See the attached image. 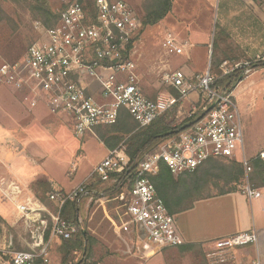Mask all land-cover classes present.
<instances>
[{
    "label": "built area",
    "instance_id": "1",
    "mask_svg": "<svg viewBox=\"0 0 264 264\" xmlns=\"http://www.w3.org/2000/svg\"><path fill=\"white\" fill-rule=\"evenodd\" d=\"M138 18L126 0H59L54 25L34 22L39 37L28 47L24 59L0 66L4 81L17 91L27 92L25 99L30 96L29 108L47 100L71 118L74 133L81 137L95 132L98 126L116 123L122 109L145 127L192 94L198 96L175 135L156 152L147 154L125 181L118 175L126 170L127 160L116 148L83 182L68 191L51 192V204L24 196L19 184L13 183L7 190L1 187L4 196L15 204V222L22 223L27 236L26 249L14 251L9 259H1V264H51L52 241L72 240L79 235L88 209L105 195V185L122 188L129 183L126 211L142 235L160 250L179 246L182 240L176 215L169 212L152 181L162 163L178 176L196 170L212 157L237 159L244 169L242 192L250 200L262 196L251 180L253 167L245 155L239 107L232 90L217 85L211 68L197 80L188 79L181 69L167 72L163 82L178 95L161 92L150 99L144 94L136 58ZM162 45L168 54H183L187 46L169 30ZM262 63L264 53L253 61L224 60L220 68L223 75L248 77ZM0 185H4L2 180ZM67 203L77 207L74 218L65 216ZM258 243L256 230L235 233L217 239L205 257L209 264H239L235 247Z\"/></svg>",
    "mask_w": 264,
    "mask_h": 264
},
{
    "label": "rangeland",
    "instance_id": "2",
    "mask_svg": "<svg viewBox=\"0 0 264 264\" xmlns=\"http://www.w3.org/2000/svg\"><path fill=\"white\" fill-rule=\"evenodd\" d=\"M126 1L133 6L138 17L143 15L144 0ZM32 2L33 0H0V66L4 62L22 61L28 47L39 37L34 22L39 21L46 25L40 17H34L30 6ZM204 2V0H174L173 10L161 22L148 26L142 34L138 35L136 58L141 83H147V85L162 83L167 72L182 69L183 65H185L184 70L193 73L194 80H197L196 73L204 74L208 68H211L210 58L200 46L192 49L191 58L188 60L186 53L168 54L162 45L168 30L182 42L203 41L209 31L211 42L214 40L212 35L217 23H212L211 20L212 18L217 20L218 15L222 14L224 3L221 0H215V4L211 7ZM48 3L57 12L59 0H48ZM191 32L193 35H190ZM219 33L220 31L218 35ZM234 36L226 40V44H221L218 57L226 56L225 60L230 61L241 60L242 57L238 55V52L236 53L235 46L238 38ZM263 40L264 38L261 39V36L257 35L258 50L263 48ZM214 62H216L215 59ZM151 63H153L152 66ZM168 63L169 67H173L172 69L164 67L161 71H157L155 77H150L152 76L150 75L151 67L164 66ZM212 68L214 69V66ZM219 69L222 71L220 67ZM257 69L243 80L247 85L243 91H238L237 87L234 88V96L241 113L245 155L250 164L264 151V63ZM214 75L217 77L219 74ZM251 80L255 82L250 84ZM24 93L27 94L8 85L0 76V150L3 148L4 155H8L7 157L12 155V158L7 160L10 159L9 165L13 168L14 163L18 165L17 175L25 177L32 172L35 177L40 178L39 180L48 179L57 188L67 190L92 172L97 163L106 156V148L97 139L96 134H93L94 132H91L92 134L88 137L87 135L77 136L73 131L71 118L47 100L42 99L34 108H29L30 96L25 99ZM242 97L245 99L244 102L241 101ZM197 100L198 96L192 94L168 112L175 114L176 125L188 117ZM123 148L124 146L121 145L117 149L126 158ZM253 174L254 170L251 174L252 181H254ZM254 182L258 185L256 181ZM129 188V183L119 188L111 202L109 198L104 199L109 202L107 205L110 220L106 213H102L98 215L95 223H89V209L84 216L81 228L85 229L93 239L88 253L92 262L102 260V264H110V262L132 264L129 258L137 254L141 248L147 263L153 264L156 245L142 235L124 211ZM46 203L51 204L49 200ZM258 204V200L251 204L242 190L234 195L197 200L192 210L176 215V225L177 228L186 232L198 231L195 235H216L237 224L231 218L234 209L238 206L240 207L238 223L243 227L247 226V231L251 232L253 230L251 216L256 210L257 219L259 213L261 222L264 224V197L262 204L260 206ZM7 216V213L0 214V257L1 252L11 257L14 251L26 249L24 239L27 236L22 223L15 222L14 227L12 221L16 220L15 216ZM105 216L107 219L104 218ZM245 247H251L252 256L256 255L254 244L235 247L236 255H240L242 248ZM156 253L163 257L164 264H209L205 254L202 255L198 250L192 253H181L178 247H170L159 249Z\"/></svg>",
    "mask_w": 264,
    "mask_h": 264
},
{
    "label": "trees",
    "instance_id": "3",
    "mask_svg": "<svg viewBox=\"0 0 264 264\" xmlns=\"http://www.w3.org/2000/svg\"><path fill=\"white\" fill-rule=\"evenodd\" d=\"M30 6L34 17H40L48 27L54 25L57 19V12L50 6L48 0H33ZM173 6L174 0H144L143 15L138 18L140 27L138 35L142 34L148 26L161 22L173 10ZM215 28L211 68L214 66L213 70L215 73H213L219 74L217 76V85L227 86L233 90L236 84L244 77L237 73L223 75L222 71L219 70V65L225 58H220L214 62L215 50L218 48L217 24ZM173 92L175 95H178L176 90H173ZM179 127L175 123V114L168 112L155 119L148 126L140 127L132 115L126 109H122L116 123L96 127L95 134L109 150H114L121 145L124 146L123 152L126 156L127 168L118 176L122 181H125V179L134 173L135 169L145 159V156L156 152L164 141L175 135ZM252 165L254 168L253 180L259 186H264V155L260 153L253 160ZM243 174V165L239 160L212 157L196 170L185 172L179 176H175L162 163L160 172L152 177V181L156 185L169 212L176 215L190 209L197 200L240 191V180ZM32 187L36 197L43 202H47L49 194L57 190L51 182L45 180L35 181ZM114 187L116 190L120 186L115 185ZM106 191L107 193L110 192L109 189ZM207 191L208 193L206 194ZM76 212V205L74 203H67L65 206V216L67 218H74ZM83 230H81L76 240H64L63 246L68 251H66L61 264H71L69 262L70 249L76 248V246L85 258L80 264H97V262L88 263L86 261L89 246L93 242V239L87 232L84 234ZM178 248L181 253H190L198 250L204 255L202 247L198 244L181 245ZM1 258L7 260L10 256L7 253L1 252Z\"/></svg>",
    "mask_w": 264,
    "mask_h": 264
},
{
    "label": "crops",
    "instance_id": "4",
    "mask_svg": "<svg viewBox=\"0 0 264 264\" xmlns=\"http://www.w3.org/2000/svg\"><path fill=\"white\" fill-rule=\"evenodd\" d=\"M204 1H205L204 3L206 5H211V7H212V5L215 4V0H204ZM221 1H222V3H224V7H223L224 11L222 12V14L220 16L218 15L217 20H215V18H212V20H211L212 23L213 22L217 23V25H218L217 31H220V33L218 35V48L215 50L214 59L215 60H218L220 58L227 59L226 56L225 57H218V52L221 49V44H226L227 43L226 40L228 41L229 38L235 37L234 35H236V37L238 38L235 42L236 43L235 46L237 47L236 53L238 52V55L240 57H242L240 61L251 60V59L257 57V55L263 54L264 53V45H263V48H259V50L257 49V35L261 36V39L264 38V0H221ZM214 31L216 32V28ZM215 32L212 35L214 38H215ZM190 35H193V33L191 32ZM210 36H211V32L209 31L206 34L205 40H203V41L191 40L190 43L185 39H184L185 41H183V42H182V40L180 41L178 39L180 41L179 42L180 44H182V43L187 44L184 53L187 54L188 60L191 58L192 49L195 46H197V47L200 46L203 49V51L208 54V57L210 58V61L212 63V53H213V42H214V40H212V42H211ZM220 38H221V40H220ZM262 44H264V40L262 41ZM152 65H153V63H151V66ZM169 66L170 65L168 63L167 65L164 64V66L159 65L156 67H151V69H150L151 74L150 75H152V76H150V77H155L157 74V71H159V70L161 71L164 67H169ZM184 66L185 65H183V67H181L182 68L181 70H183L185 72L188 79L194 80L193 79V73H191L190 71L184 70L183 69ZM219 67H220V65H219ZM170 68L172 69L173 67H169V69ZM138 75L140 78L139 69H138ZM198 75H202V73H199V72L196 73V77ZM245 78H247V77H244L243 79H241L236 84L235 87H237L238 91H243L245 89V87L247 86L243 82V80ZM249 82L251 84V83H254L255 80H251ZM140 84L142 86L144 94L150 99H156L161 92H172V93H174L172 88L166 87L164 82H162V83L159 82V83H154L152 85H150V84L147 85V83H141V81H140ZM241 85H242V87L240 88ZM232 92H233V96H234V89L232 90ZM242 94H245V93L242 92ZM251 96H253V95L251 94ZM195 98H196V96H195ZM234 98H235V96H234ZM241 101H243V102L245 101L244 97H242ZM91 134H92L91 132H88L85 135H87V137H88ZM93 134L95 135V132ZM97 139H98V137H97ZM102 145L106 148V151H107L106 155H107L110 150L103 143H102ZM13 154H15V153H13ZM7 156L8 155H4V150L2 148V150H0V182L2 180L4 182V185H0V188L2 187L3 189L7 190L13 183H19V185L24 189V194H23L24 196H33L34 198L41 201L38 197H36V195L33 191V187H32L33 182L39 180L40 178L35 177V175H33L32 172L29 173L30 175H28V174L25 175V177L17 175V173H19L18 165L14 163V166H15L14 168L11 165H9V164H11L10 159L12 158L11 157L12 155H10L9 157H7ZM7 158H10V159L7 160ZM74 169H73V171H74ZM71 172H72V170H71ZM90 173L86 177H84L82 180H80L78 183L73 184L67 190L59 189L56 186H54V187L57 190L68 191V190L74 188L75 186H77L78 184H80L81 182H83L90 175ZM45 181H49V180L45 179ZM257 186L261 189L262 196L260 198H256V199H251V200L249 198L248 199H249L251 204L253 201L258 200V203H259L258 205L260 206L262 204V199L264 197V190H263L264 186H259V185H257ZM114 188L115 187L113 185L103 186V189L105 190V195L97 198L92 203L91 208H89V211H90L89 223L90 222L95 223V221L98 219L99 214H102V213L105 214L106 213L107 217L109 216V212H108L109 209H108L107 203L111 202V200L115 197V193L118 190V189L115 190ZM108 189L110 190L109 193H107V191H106ZM0 193H1L0 194V214L5 215L7 213L8 216L13 217L14 212H15V204L12 201H9L4 196V194L2 193L1 190H0ZM234 194H236V192L227 193V194H223V195H234ZM219 196H222V195L203 198L200 200L212 199L214 197L216 198ZM106 198L110 199L109 202L104 201V199H106ZM41 202H43V201H41ZM44 203H46V202H44ZM229 204H232V203H229ZM193 208H194V205L188 210H192ZM239 210H240V207L237 206L233 211V217L232 218L230 217L231 220H233L234 222H237V224H233L231 226L232 228H230L228 230H223L216 235H209V234L195 235L198 231H193V233L192 232L190 233V232H186V231H183V230L177 228L179 235L181 236V240H182V242L179 246L187 245V244H198L202 247L204 254H206V252L213 247L214 242L217 239L227 237V236H230L232 234L239 233V232H246L247 226L243 227L241 224L238 223L239 219H240ZM83 211L84 210H82V212ZM124 211H125L126 216L128 217L126 208L124 209ZM114 212H116V211L114 210ZM183 212H185V211H183ZM177 214H179V213H177ZM107 217L105 216L104 218L107 219ZM108 220H110L109 217H108ZM130 220L133 223V225H136L131 218H130ZM112 221H114V220H112ZM12 225L13 226L15 225L14 220L12 221ZM251 227L253 230H256L259 234V243H258V245L254 244L255 248H256V255L252 256V252H251L252 246L242 248V250H241L242 253L240 252V255L237 256V262L239 264H264V224L261 222L259 213H258V219H257V210H256L255 214L253 213V215L251 216ZM77 237L72 239V240L73 241L76 240ZM63 242H64V240H62L60 238H55L52 241L51 246H50L51 264H61L62 263V260L66 254V251H68V250H65V248L63 246ZM156 249H157L156 252H158L159 248H156ZM70 250H71V252L69 255V262L71 264H80L81 261H83L85 259L82 252L80 251V249L77 248V246H76V248L73 247ZM156 252L153 254V258H155L153 264H164L163 257L158 255V253H156ZM129 259L131 261L130 263H132V264H148L145 253L141 248L138 250L137 254L132 255ZM0 260H1V257H0ZM86 261L88 263L92 262L90 260V256H88ZM97 264H102V260L98 261ZM110 264H117V263L110 262Z\"/></svg>",
    "mask_w": 264,
    "mask_h": 264
},
{
    "label": "water",
    "instance_id": "5",
    "mask_svg": "<svg viewBox=\"0 0 264 264\" xmlns=\"http://www.w3.org/2000/svg\"><path fill=\"white\" fill-rule=\"evenodd\" d=\"M211 107H212V106H211ZM83 232H84V234H86V230H85V229L83 230Z\"/></svg>",
    "mask_w": 264,
    "mask_h": 264
}]
</instances>
